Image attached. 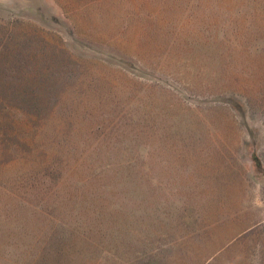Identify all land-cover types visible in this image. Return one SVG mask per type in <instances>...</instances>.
I'll use <instances>...</instances> for the list:
<instances>
[{
    "label": "rangeland",
    "instance_id": "rangeland-1",
    "mask_svg": "<svg viewBox=\"0 0 264 264\" xmlns=\"http://www.w3.org/2000/svg\"><path fill=\"white\" fill-rule=\"evenodd\" d=\"M0 264H264V0H0Z\"/></svg>",
    "mask_w": 264,
    "mask_h": 264
},
{
    "label": "trees",
    "instance_id": "trees-1",
    "mask_svg": "<svg viewBox=\"0 0 264 264\" xmlns=\"http://www.w3.org/2000/svg\"><path fill=\"white\" fill-rule=\"evenodd\" d=\"M255 153H256V152H254V156H253V157H254V160H255V162H256V161H257V157H256ZM57 262H58V256H57Z\"/></svg>",
    "mask_w": 264,
    "mask_h": 264
}]
</instances>
